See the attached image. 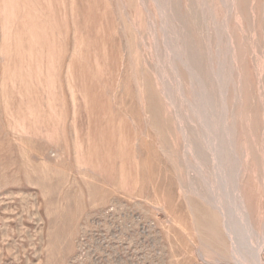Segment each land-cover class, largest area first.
Segmentation results:
<instances>
[{
  "label": "rangeland",
  "instance_id": "1",
  "mask_svg": "<svg viewBox=\"0 0 264 264\" xmlns=\"http://www.w3.org/2000/svg\"><path fill=\"white\" fill-rule=\"evenodd\" d=\"M0 264H264V0H0Z\"/></svg>",
  "mask_w": 264,
  "mask_h": 264
}]
</instances>
